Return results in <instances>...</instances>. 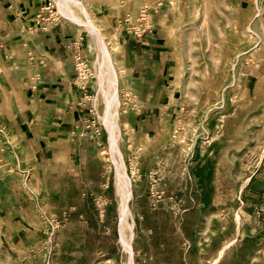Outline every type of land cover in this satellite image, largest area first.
<instances>
[{
  "label": "rangeland",
  "instance_id": "374dc122",
  "mask_svg": "<svg viewBox=\"0 0 264 264\" xmlns=\"http://www.w3.org/2000/svg\"><path fill=\"white\" fill-rule=\"evenodd\" d=\"M80 1L119 40L117 97L57 0L16 14L23 91L63 102L0 103V264H264V0Z\"/></svg>",
  "mask_w": 264,
  "mask_h": 264
},
{
  "label": "crops",
  "instance_id": "0c3cea01",
  "mask_svg": "<svg viewBox=\"0 0 264 264\" xmlns=\"http://www.w3.org/2000/svg\"><path fill=\"white\" fill-rule=\"evenodd\" d=\"M42 1L43 0H0V70L5 69L6 72L12 73L11 78L15 85H18L13 86L15 93L10 95L9 100H6V95L3 90V87H8V85H0V103H13L12 114L18 116L21 120L27 119L29 121H37V119L42 116L44 119H50L55 112H53L49 104L55 101H59L60 103L63 102L62 96L57 100V97H53L50 93H47L48 90H50L48 89V85H51L49 76H47L46 80L47 86H44L42 93L36 96V94L31 95L28 90L23 91V86H21L27 73L21 72L19 74L16 72V66L18 65L17 60L26 53V44L22 43L21 36L19 32L15 31V27L12 23L16 21V14L23 12L28 15L32 13ZM8 28L12 30L10 31ZM53 83L55 84L54 80ZM41 103L44 104L43 108H39ZM23 107L25 108L22 109ZM59 111L58 116L62 117L67 110L66 108L62 109L59 107Z\"/></svg>",
  "mask_w": 264,
  "mask_h": 264
},
{
  "label": "bare ground",
  "instance_id": "6f19581e",
  "mask_svg": "<svg viewBox=\"0 0 264 264\" xmlns=\"http://www.w3.org/2000/svg\"><path fill=\"white\" fill-rule=\"evenodd\" d=\"M59 3V7L60 9L62 10L63 13L66 14V16H69L71 19H74V21H79V23H82L83 25H85L88 30H89V33L92 34V42H91V46L97 50V56L98 58H96L95 60V63L96 62H99V64H97V68H99V72L96 68V75L97 76H102L104 74H107L109 76V81H108V90H110L111 88H113L114 86H117L119 85V74L117 73V70H116V67L115 65H118L120 67H125V64L122 60L118 59L117 56H112V54L110 53L111 49H118L119 48V40L117 38V36L115 34H111V33H107V38L106 36H104L100 31H99V28L93 23L92 21V17L89 15V13L87 12V8L85 9L82 2L80 0H57ZM103 1V0H102ZM175 1V0H174ZM178 5V4H177ZM179 6V5H178ZM180 8V6H179ZM76 10L78 12H76ZM68 17V18H69ZM75 21V22H76ZM235 26V25H234ZM253 26V25H252ZM245 30L248 31V32H252V27L251 26H245ZM257 30V29H255ZM254 32V31H253ZM256 34V32H255ZM251 36V34L249 35ZM254 39V38H253ZM224 59H222V56H220L219 60H218V65H220L222 63ZM225 61V60H224ZM226 62V61H225ZM103 73H102V72ZM112 86V87H111ZM211 86V85H210ZM114 88L110 90V92L112 91L113 93H111L109 95V92H108V97H107V109L109 110L112 106V104L114 103V100H116V97L117 94L115 91ZM212 88L209 87V86H206V89H205V93L206 95H212ZM116 96V97H115ZM211 97V96H210ZM117 103V101H115ZM114 105V104H113ZM114 113V112H113ZM113 113H112V117H113ZM115 114V113H114ZM116 116V115H115ZM114 116V117H115ZM113 117V120H111V118H107V126H108V129L110 130L111 134L113 135H117L118 133H116L115 131L118 130V127H117V123H115V119ZM118 132V131H117ZM116 133V134H115ZM113 135V136H114ZM113 136L110 137V141L111 144H113L114 146L116 145V141L117 139L119 138L117 136H114L116 137L117 139H115V144L113 143ZM118 142V141H117ZM118 148V146H115ZM115 151V150H114ZM125 173V172H124ZM121 174V173H120ZM124 175V174H122ZM128 177V176H127ZM128 179V178H127ZM123 180L124 179V176H123ZM123 180H122V183H123ZM129 182V180H128ZM120 183V182H119ZM127 183L125 182V185ZM124 185V183H123ZM121 186V184H120ZM119 186V187H120ZM128 186H131L130 183ZM127 186V188H128ZM125 187V186H123ZM121 188H119L118 190L121 192H123V190L125 191V189H122V191L120 190ZM130 190V188H129ZM128 190V192H129ZM126 193V192H125ZM130 193V192H129ZM123 194V193H122ZM121 194L122 197H124L123 195ZM127 194V193H126ZM131 195V193H130ZM128 199V198H126ZM125 202V201H124ZM127 202V201H126ZM127 204V203H126ZM125 204V205H126ZM128 210V209H127ZM129 212V211H128ZM125 243L127 244V241H125ZM124 243V244H125ZM231 243V242H230ZM229 243V244H230ZM228 246V244L224 245L223 248H221V250L219 251V254H218V257L220 255H222L223 251H224V248ZM127 247V246H125ZM127 249V248H126ZM129 250V247L128 249ZM220 258V257H219ZM130 262V260H128ZM218 261V260H217ZM216 262V261H215ZM128 263V262H127ZM132 264V263H130Z\"/></svg>",
  "mask_w": 264,
  "mask_h": 264
},
{
  "label": "built area",
  "instance_id": "2783aa9c",
  "mask_svg": "<svg viewBox=\"0 0 264 264\" xmlns=\"http://www.w3.org/2000/svg\"><path fill=\"white\" fill-rule=\"evenodd\" d=\"M76 59H77V60H80V59H81V55H80V54L76 55ZM78 65H79L80 69L83 68V63H82V62H79ZM83 74H84V73H83ZM81 75H82V74H81Z\"/></svg>",
  "mask_w": 264,
  "mask_h": 264
}]
</instances>
